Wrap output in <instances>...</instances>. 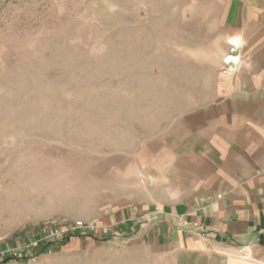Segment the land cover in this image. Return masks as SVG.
<instances>
[{"label":"rangeland","instance_id":"374dc122","mask_svg":"<svg viewBox=\"0 0 264 264\" xmlns=\"http://www.w3.org/2000/svg\"><path fill=\"white\" fill-rule=\"evenodd\" d=\"M233 2L0 0V264H160L120 228L238 72Z\"/></svg>","mask_w":264,"mask_h":264},{"label":"crops","instance_id":"0c3cea01","mask_svg":"<svg viewBox=\"0 0 264 264\" xmlns=\"http://www.w3.org/2000/svg\"><path fill=\"white\" fill-rule=\"evenodd\" d=\"M233 1L238 72L170 146L162 195L120 228L160 264H264V0Z\"/></svg>","mask_w":264,"mask_h":264},{"label":"trees","instance_id":"16d2710c","mask_svg":"<svg viewBox=\"0 0 264 264\" xmlns=\"http://www.w3.org/2000/svg\"><path fill=\"white\" fill-rule=\"evenodd\" d=\"M82 234H87V232H82L81 230H80V231L71 230V231L68 233L67 237L77 236V235H82ZM89 235L92 236V234H90V233H89ZM51 243H52V242H48L47 245H50Z\"/></svg>","mask_w":264,"mask_h":264},{"label":"built area","instance_id":"2783aa9c","mask_svg":"<svg viewBox=\"0 0 264 264\" xmlns=\"http://www.w3.org/2000/svg\"><path fill=\"white\" fill-rule=\"evenodd\" d=\"M230 62L233 64V61H231L230 60ZM229 72V65L227 64V67H225L224 69H223V73H228Z\"/></svg>","mask_w":264,"mask_h":264}]
</instances>
